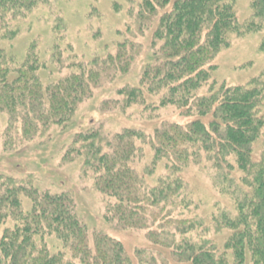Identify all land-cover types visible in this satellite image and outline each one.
I'll list each match as a JSON object with an SVG mask.
<instances>
[{
    "label": "trees",
    "instance_id": "16d2710c",
    "mask_svg": "<svg viewBox=\"0 0 264 264\" xmlns=\"http://www.w3.org/2000/svg\"><path fill=\"white\" fill-rule=\"evenodd\" d=\"M37 4L0 0V116L18 125L23 139L71 122L78 99L89 96L100 75L80 72L66 86L44 87L36 58L29 55L13 67V42ZM251 7L249 23L241 24L234 0H142L132 32L150 38L151 61L139 86L119 95L127 107H174L188 121L164 122L150 135L124 130L111 140L87 133L73 142L95 189L107 199L105 220L144 231L150 247L130 256L120 241L90 232L67 193L12 188L2 179L0 264H264V148L257 151L264 142V88L212 80L214 61L232 35L264 32V0H253ZM135 56L134 50L118 53L108 64L117 62L125 72ZM145 153L152 166L138 172L133 165ZM190 165L208 168L219 193L237 206L213 218L216 232H229L222 249L200 235L188 237L201 228L195 217L180 219L192 204L178 175ZM159 167L162 174L153 181Z\"/></svg>",
    "mask_w": 264,
    "mask_h": 264
},
{
    "label": "rangeland",
    "instance_id": "374dc122",
    "mask_svg": "<svg viewBox=\"0 0 264 264\" xmlns=\"http://www.w3.org/2000/svg\"><path fill=\"white\" fill-rule=\"evenodd\" d=\"M233 1V0H229ZM142 0H38L28 19L21 26L13 42L12 65L21 64L27 57L36 58L34 66L44 87L65 83L74 74L99 75L91 86L89 96L75 105L71 122L51 126L37 137L23 139L18 125L8 123V117L0 116V181L12 188H38L51 194H68L79 217L91 231L101 232L120 241L132 256L137 249H148L144 231L122 229L116 223L107 222L104 207L107 201L95 189L94 175L87 173L84 159L78 157L73 142L79 134H98L101 139H113L124 130L153 134L164 122L186 124L174 107L145 111L139 105H125L119 95L124 89L138 87L145 67L151 61L150 38L137 35L134 23ZM253 0H234L235 11L241 24L249 23ZM136 36V37H135ZM140 36V37H139ZM264 32L232 35L228 47L217 55L213 81L218 86L264 88V51L260 49ZM128 44H122L126 43ZM125 72L118 70L109 58L117 54L133 52ZM108 67H107V65ZM105 65L110 71L105 73ZM103 69V70H101ZM264 93V92H263ZM158 107V100L153 99ZM155 109V110H154ZM259 115L264 120V98ZM11 127L16 128L12 130ZM6 132L7 136H4ZM99 144V143H98ZM106 150L105 142L102 144ZM139 145V144H138ZM261 140L257 151L261 152ZM257 155H260L256 153ZM137 171L152 166L146 153L135 161ZM159 167L152 178L161 175ZM212 172L204 166L190 165L178 177L188 188L191 202L189 211L180 219L192 221L195 217L201 225L188 237L200 235L212 244L220 246L229 236L228 231L216 232L214 216L221 211L235 210L233 198L220 194L213 184ZM166 173H163L165 176ZM12 185H10V184ZM24 203L28 205L27 199ZM25 206V205H24ZM26 207V206H25ZM3 227H0V236ZM199 237V238H200ZM54 246H59L57 242ZM245 264H251L248 260Z\"/></svg>",
    "mask_w": 264,
    "mask_h": 264
}]
</instances>
